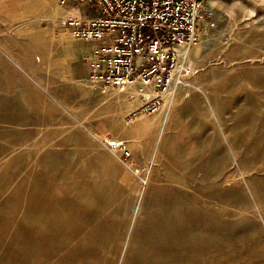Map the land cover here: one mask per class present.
Wrapping results in <instances>:
<instances>
[{
	"label": "rangeland",
	"instance_id": "1",
	"mask_svg": "<svg viewBox=\"0 0 264 264\" xmlns=\"http://www.w3.org/2000/svg\"><path fill=\"white\" fill-rule=\"evenodd\" d=\"M57 1L0 0V264H264V0H204L159 143Z\"/></svg>",
	"mask_w": 264,
	"mask_h": 264
},
{
	"label": "built area",
	"instance_id": "2",
	"mask_svg": "<svg viewBox=\"0 0 264 264\" xmlns=\"http://www.w3.org/2000/svg\"><path fill=\"white\" fill-rule=\"evenodd\" d=\"M69 2L93 7V16L74 8L62 18L69 35L89 44L83 59L92 78L119 92L140 90L129 96L136 102L134 117L158 114L166 98L168 106L175 102L187 86L190 52L210 15L204 0H58L57 5ZM105 143L134 167L133 151L123 140L107 138Z\"/></svg>",
	"mask_w": 264,
	"mask_h": 264
},
{
	"label": "bare ground",
	"instance_id": "3",
	"mask_svg": "<svg viewBox=\"0 0 264 264\" xmlns=\"http://www.w3.org/2000/svg\"><path fill=\"white\" fill-rule=\"evenodd\" d=\"M75 9L77 10V8H75ZM72 10H74V9H72ZM193 46L194 47H193V49L190 52V56L191 57H193V56H199L200 53H201V46H199V43L198 42L195 45H193ZM181 91L182 90L180 89L179 92H178V94H177V96H179V93ZM115 92H116L115 94L120 93L119 91H115ZM123 92L125 93L126 98L129 100L127 102L128 107L132 109L133 108V105H134V101H130L129 96H130V94H138V93H140V90H138L136 88L134 89L133 87H130V88L126 89ZM115 102H118V100H115ZM169 110H170V106H168V104H167V98H166L164 100V102L162 103L161 108H160V111H159V115L161 116V127H160V129L158 131V134H157L158 135V140H157L158 143L162 141V138H163V135L162 134H163V132L165 130L166 125L169 124V122H168L169 121L168 118H169V114H170V111ZM136 120H139V118L136 117ZM153 120H156V116L153 117ZM153 122H155V121H152V122L151 121L150 122L141 121V123L137 126V128H139L138 130L145 131V130L149 129V127L153 124ZM156 151L157 150L155 149L154 153H156ZM102 248L104 249V247H102Z\"/></svg>",
	"mask_w": 264,
	"mask_h": 264
},
{
	"label": "trees",
	"instance_id": "4",
	"mask_svg": "<svg viewBox=\"0 0 264 264\" xmlns=\"http://www.w3.org/2000/svg\"><path fill=\"white\" fill-rule=\"evenodd\" d=\"M80 11H81V10H80ZM82 15H86V14L82 13Z\"/></svg>",
	"mask_w": 264,
	"mask_h": 264
},
{
	"label": "crops",
	"instance_id": "5",
	"mask_svg": "<svg viewBox=\"0 0 264 264\" xmlns=\"http://www.w3.org/2000/svg\"><path fill=\"white\" fill-rule=\"evenodd\" d=\"M78 11H80V8L78 9Z\"/></svg>",
	"mask_w": 264,
	"mask_h": 264
}]
</instances>
